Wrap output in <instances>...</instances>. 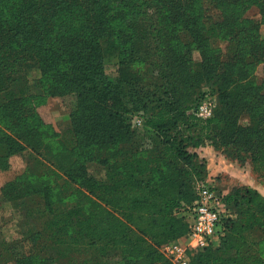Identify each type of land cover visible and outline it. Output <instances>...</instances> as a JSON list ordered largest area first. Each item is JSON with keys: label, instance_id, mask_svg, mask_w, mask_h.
Wrapping results in <instances>:
<instances>
[{"label": "trees", "instance_id": "16d2710c", "mask_svg": "<svg viewBox=\"0 0 264 264\" xmlns=\"http://www.w3.org/2000/svg\"><path fill=\"white\" fill-rule=\"evenodd\" d=\"M113 61L118 73L110 79ZM140 69L191 81L188 87L212 81L219 106L206 128L253 148L264 167V0H0V171L28 151L42 168L1 189L5 201L25 202L33 228L0 240V264H80L93 244L102 256L119 251L125 264H172L160 247L187 233L179 211L209 173L188 180L169 139L145 148L130 131L119 99L136 85L122 81L144 80ZM68 95L78 98V115L60 141L37 108ZM199 102L181 108L194 111ZM240 114L249 116L247 127H235ZM167 118L160 109L147 125L166 130ZM92 158L107 181L86 178ZM71 197L76 202L66 205ZM223 200L238 218L227 219L220 244L193 254L190 264H264L238 233L264 225V196L242 187Z\"/></svg>", "mask_w": 264, "mask_h": 264}, {"label": "rangeland", "instance_id": "374dc122", "mask_svg": "<svg viewBox=\"0 0 264 264\" xmlns=\"http://www.w3.org/2000/svg\"><path fill=\"white\" fill-rule=\"evenodd\" d=\"M193 58L195 62L199 61L197 51ZM114 63L115 61L110 62L106 67L110 79H114L118 73V67ZM140 74L144 76V80L122 81L126 87L136 82V91L123 95L119 99V104L124 106L123 117L126 116L130 131L134 132L135 137H138L145 148H152L155 141L169 139L174 147L181 151L178 163L184 171H188L184 174L188 180L203 169L204 173H209L215 178L217 189L222 195H229L236 188L252 187L264 196V167L253 160L255 150L250 148L246 151V148L238 147L230 133L225 134L214 127L206 128L207 121L213 118L219 106L218 95L211 85L212 81H200L188 87L186 84L188 81H166L158 76L151 77L148 69H140ZM34 75L38 76L37 73ZM188 84L191 86L192 82L189 81ZM37 91L38 87L33 86L32 92L36 94ZM121 95L118 94L119 97ZM205 101L213 106V115L209 118L198 117L195 112L183 109L195 102L200 104ZM78 109L79 100L75 95L47 97L37 108L39 115L47 123L49 133L58 135L56 139L60 141L70 138L67 130L71 127L74 116L78 115L76 113ZM160 109L168 112L169 126L166 130L147 125V121L152 120V115ZM233 122L235 127H247L250 119L248 115L240 114L233 117ZM112 125L125 127L118 122ZM187 155L192 157L188 159ZM37 159L40 160L36 154L28 151L11 158L10 170L0 171V240H19L33 228V224L27 221L25 216L27 207L25 202L5 201L1 189L19 177H29L30 173L42 170ZM85 169L86 178L97 182L107 181L106 169L96 158L86 161ZM75 202L73 197L65 201L66 205H74ZM66 205L63 206L64 209L69 208ZM233 218H238L236 213L233 214ZM238 233L250 242L247 253L253 252L264 258V225L255 226L249 231H244L241 227ZM83 252L79 258L80 264H125L119 251L110 250L107 254L100 255L98 244L90 245Z\"/></svg>", "mask_w": 264, "mask_h": 264}, {"label": "built area", "instance_id": "2783aa9c", "mask_svg": "<svg viewBox=\"0 0 264 264\" xmlns=\"http://www.w3.org/2000/svg\"><path fill=\"white\" fill-rule=\"evenodd\" d=\"M193 112L198 117L209 118L213 115V106L205 101ZM194 191V202L179 211L188 224L187 233L160 247V252L172 264H190L193 254L218 246L226 234V220L233 216L212 176L197 181Z\"/></svg>", "mask_w": 264, "mask_h": 264}, {"label": "crops", "instance_id": "0c3cea01", "mask_svg": "<svg viewBox=\"0 0 264 264\" xmlns=\"http://www.w3.org/2000/svg\"><path fill=\"white\" fill-rule=\"evenodd\" d=\"M210 176H212V175L210 174Z\"/></svg>", "mask_w": 264, "mask_h": 264}]
</instances>
